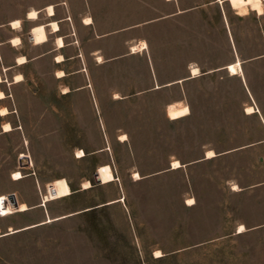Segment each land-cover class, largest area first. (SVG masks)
<instances>
[{
  "label": "rangeland",
  "instance_id": "1",
  "mask_svg": "<svg viewBox=\"0 0 264 264\" xmlns=\"http://www.w3.org/2000/svg\"><path fill=\"white\" fill-rule=\"evenodd\" d=\"M48 4L66 76L42 61L0 101V264H264V0H0V40L19 18L30 50L26 14L45 23ZM130 35L147 39L149 91L146 56L91 65L95 47L122 53ZM76 53L95 93L70 72ZM173 101L189 111L169 117ZM104 163L114 179L96 182Z\"/></svg>",
  "mask_w": 264,
  "mask_h": 264
},
{
  "label": "crops",
  "instance_id": "2",
  "mask_svg": "<svg viewBox=\"0 0 264 264\" xmlns=\"http://www.w3.org/2000/svg\"><path fill=\"white\" fill-rule=\"evenodd\" d=\"M169 1V0H166ZM180 10L176 11L175 13H178ZM173 13V11L171 12ZM56 15V14H55ZM55 15L53 16H49L48 15V20L45 22H50L52 20H57V22L61 23V19H56ZM26 20L27 21H31L30 22V27L31 28L35 23V20H31L29 18H27L26 16ZM155 20V19H154ZM21 21V20H20ZM151 19H148L146 21H143V24L149 23L151 22ZM82 23L84 26L90 25V24H86L83 22ZM10 27H8V31H9V35L5 38V39H1L0 40V76L2 78V81H0V90L4 91L5 93V97L0 98V101H7V98L9 96H13L14 94V90L17 86H25V84H27V79L29 78V71L28 68L30 66H39L40 63H42V61L45 60H49L53 63L54 68H55V72L58 69H62L65 72V75L62 77H57V78H63L66 76V68H65V61H66V45H68V43L65 42L66 40V36L67 34H63L60 33L61 27L58 31H52L50 28V25H46V29L48 32V40L42 43H34L31 40V36H30V29H29V39L32 42V46L30 48V50L32 51L33 49H35L34 52L30 53V50H26L25 46H23V35L21 33V31L19 30V28H14L13 26H11V24L9 23ZM140 24H136V25H132L129 28H124L121 30H118L117 32H110V33H98L95 32L96 37L100 38V37H107L108 35H111L113 33H126L128 32V30L130 31V29H133L134 27H138ZM52 35L53 37V42H52V46L51 47H45V45L48 43L49 41V36ZM14 36H19L20 37V42L18 44H13L12 43V38ZM57 36H62L63 40H64V46L62 47H58L56 44V38ZM142 41L146 42V46L143 48H136L135 50H132V45H139V43L141 42V38L140 37H136L134 38L133 35L130 36H126L125 37V41L123 44L124 49L122 50V53H118V54H106L105 50H103L101 47H95L93 50V52H91V55L89 56L91 59V65H93L94 68L97 67H101V66H106V65H110L113 63L118 62L120 59L126 57V56H130V55H142V56H146V61H147V87H145L143 90H151L152 87L150 85V73H151V65H152V60H151V55L149 53V49H148V42L146 38H142ZM127 40H129V42L127 43ZM57 54H62L63 55V60L61 61H57L55 59ZM101 55V60L97 59V56ZM20 56H25L26 57V61L25 62H18V57ZM82 56V60H83V64H81L78 68H76L75 70L70 71L72 74H76L78 75V77H81L83 82L81 83L80 87H78L80 90H84V89H91V91H93L95 93V88H94V83H93V78H92V71L90 69L89 63L87 61L88 57H86V55L80 54V53H76L73 57H79ZM54 72V73H55ZM18 74H22V79L21 80H15V76ZM67 86V85H66ZM68 87V86H67ZM155 87H159L158 84H156ZM69 89V87H68ZM70 90H68L67 92H62L63 94L68 93ZM2 106H8L7 103H1V107ZM8 108V107H7ZM9 110V109H8ZM9 113V112H8ZM7 113V114H8ZM6 114V115H7Z\"/></svg>",
  "mask_w": 264,
  "mask_h": 264
},
{
  "label": "bare ground",
  "instance_id": "3",
  "mask_svg": "<svg viewBox=\"0 0 264 264\" xmlns=\"http://www.w3.org/2000/svg\"><path fill=\"white\" fill-rule=\"evenodd\" d=\"M257 8H258V11L259 12H262L261 10V5L260 4H257ZM45 9L47 10V14L49 16H52V15H55V8H54V5L53 4H48ZM34 13V15H32ZM27 18L31 19V20H35L39 17V10L38 9H35V8H32L30 9L27 14H26ZM16 21H19V23H16ZM83 22L86 23V24H90L93 22V18L90 16V15H87L84 17L83 19ZM11 25L14 27V28H17L21 25V21L19 18H15L11 21ZM46 25H50V29L52 31H58L60 29V26H59V23L57 22V20H52L50 22H47V23H37V24H34L31 28H30V36H31V40L34 42V43H42V42H45L48 40V32H47V29H46ZM20 37L19 36H14L12 38V43L13 44H18L20 42ZM56 40V44L58 47H62L64 46V40L62 38V36H57V38L55 39ZM147 44L145 41H141L139 43V45H132V50H135L136 48H143L145 47ZM59 58V59H58ZM101 55H98L97 56V59L98 60H101ZM55 59L57 61H61L63 60V55L62 54H57ZM27 59L25 56H20L18 57V62H25ZM229 71L233 74V73H238V72H242V67H241V62L239 60V58L236 60V61H233V62H230L228 63L227 65ZM190 71H191V74L192 75H197L199 72H200V69L197 65H190ZM65 74V72L62 70V69H58L56 71V75L58 77H62L63 75ZM19 77V79H18ZM22 79V74H18L15 76V80H21ZM182 80V79H181ZM0 81H2V78L0 76ZM67 88L64 87L63 89V92H67ZM115 96H117V94H115ZM5 97V93L4 91L0 90V98H3ZM249 109H251V111H249ZM255 110V107L254 105H247L246 106V112H252ZM167 111H168V115L169 117L171 118H177V117H180L184 114H186L188 111H189V107L187 104H182L181 101H173V102H170L167 104ZM9 110L6 106H2L0 107V113L1 114H6L8 113ZM12 128L11 124L9 121H6L3 123V129L4 130H10ZM120 138L121 139H125L126 138V134L125 133H122L120 134ZM77 153H80V155H77ZM77 153L76 155L78 157H81L85 154L84 150L82 148L78 149L77 150ZM209 153H212V155H209ZM215 155V152L213 149H208L206 151V156L207 157H210V156H213ZM23 159L25 160L26 158L23 157ZM26 161V160H25ZM181 163L178 159H174L172 161V166L173 167H177L179 166ZM97 173H98V176L99 178L101 179L102 182H109V181H112L114 179V174H113V171H112V167L110 164L108 163H104V164H101L97 167L96 169ZM23 174L20 170H15L13 171L12 173V177L13 179H18L20 177H22ZM85 186L88 187L90 185V181L87 180L86 182H84ZM188 201L190 202H193V197H189L188 198ZM50 219V218H48ZM241 228H243V225H241Z\"/></svg>",
  "mask_w": 264,
  "mask_h": 264
},
{
  "label": "water",
  "instance_id": "4",
  "mask_svg": "<svg viewBox=\"0 0 264 264\" xmlns=\"http://www.w3.org/2000/svg\"><path fill=\"white\" fill-rule=\"evenodd\" d=\"M185 79V78H184ZM180 81V80H179ZM257 111H258V109H257ZM263 121H264V119H263ZM229 151V150H228ZM226 152V151H225ZM219 154V153H218ZM204 158H209V157H207L206 156V153H205V155H204V157H202V159H204ZM94 180L96 181V182H100L101 180H100V178H99V176H98V173H97V171H95L94 172Z\"/></svg>",
  "mask_w": 264,
  "mask_h": 264
},
{
  "label": "snow or ice",
  "instance_id": "5",
  "mask_svg": "<svg viewBox=\"0 0 264 264\" xmlns=\"http://www.w3.org/2000/svg\"><path fill=\"white\" fill-rule=\"evenodd\" d=\"M254 7L256 6V5H253ZM32 15H34V13L32 14ZM16 23H19V21H16ZM59 59V58H58ZM18 79H19V77H18ZM249 111H251V109H249ZM77 155H80V153H77ZM209 155H212V153H209ZM190 203H191V201H190ZM159 254V253H158Z\"/></svg>",
  "mask_w": 264,
  "mask_h": 264
},
{
  "label": "trees",
  "instance_id": "6",
  "mask_svg": "<svg viewBox=\"0 0 264 264\" xmlns=\"http://www.w3.org/2000/svg\"><path fill=\"white\" fill-rule=\"evenodd\" d=\"M191 112H193V105L190 103Z\"/></svg>",
  "mask_w": 264,
  "mask_h": 264
}]
</instances>
